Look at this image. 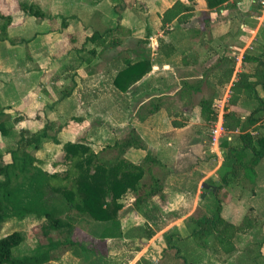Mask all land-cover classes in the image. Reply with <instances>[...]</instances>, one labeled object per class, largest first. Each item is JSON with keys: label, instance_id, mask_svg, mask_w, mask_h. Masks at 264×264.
<instances>
[{"label": "crops", "instance_id": "0c3cea01", "mask_svg": "<svg viewBox=\"0 0 264 264\" xmlns=\"http://www.w3.org/2000/svg\"><path fill=\"white\" fill-rule=\"evenodd\" d=\"M53 1L58 3L64 0ZM82 1L84 2V0L77 2ZM125 3L127 8L122 12L120 20H118L112 4L108 6L105 15L102 11L104 17L108 15L111 22L104 29H95L92 25L83 26L82 24L74 29L70 19H77V23H80L81 20L78 16H70V13L65 14L66 17L61 16L60 9L62 8H59L60 12L54 13V15L52 13L54 18L60 16L66 18L68 28L62 29V22L57 19V22H60H58L54 32L50 26L49 29L45 28L41 32L49 33L46 36L52 42L47 48L50 50V55H46L50 57L49 70L44 67L45 59H38L33 53V43L39 38L45 37L43 34L38 35L35 40L38 39L34 42H31V39H25L29 41L28 43L21 42L24 39L21 37H18L19 43L13 45L9 41H0V108L7 110L2 102L3 96L13 98V104H21L20 100L23 98L21 89H24L25 85L31 84L27 83L28 80L37 83L49 81L50 89L47 87L46 91H41V96L51 102V108L54 106L52 113L55 112L54 114H56L55 120L57 121L59 115L70 106L80 109L85 115L83 122L88 124V129H92V134L89 133V137L91 134L92 138H87L92 143L91 146L93 144L94 146L101 144H105V147L112 146L117 141L124 140L134 131L136 132L143 143V148H130L124 154V158L133 164L140 165L146 156L151 154L160 162L158 165L151 164L150 167L152 169L151 174L158 178L162 185V192L154 196L143 207L144 211L147 212L155 207L157 215L152 216L149 220L145 218L144 214L140 215L144 225L146 223L153 227L157 225L161 226V229L156 232L151 240L144 237L146 243L144 250L137 251L134 258L130 260V264H186L185 261L189 264H204L206 263L205 259L208 262L211 260L213 263L216 261L217 264H264V243L259 244L260 249L256 251V263L252 260V254L245 255L250 253L248 247L254 243V236L251 234L253 231L245 235L243 241L237 239V252L226 255L213 248L204 250L199 247L191 238V232L188 228L190 220L196 217L195 213L205 203L202 198V190L204 187L207 189L208 186L206 187L204 179L210 178L205 177L207 176L206 170L214 168V158L219 161L216 168L223 166L224 161L220 144L217 146L212 143L213 130L210 129L209 134L205 135L206 127L214 126V124L211 125L206 122L202 116L199 104L204 98L197 105L191 104L193 97L201 92L204 82L212 75L209 74L212 69L209 71L207 69V71L200 73L196 82L193 81V71L202 67L205 62V54L209 56L207 52L203 55L200 52L202 48L207 47V44L204 46L202 42H197L198 31H191L186 26L190 19L197 17V11L194 10L191 17L181 23L175 20L167 24V32L160 34L162 38L160 40H163V44L159 43L158 37L151 36V32H147L150 34L151 42L130 48L126 47L127 43L135 38L137 31L136 25L132 24V12L127 6L126 0ZM174 3L163 8L162 14ZM81 5L83 6L81 9L83 14L87 13L89 17L96 18L98 15L96 7L83 5V3ZM195 14L196 16H194ZM147 15L150 19H156L159 16V11L150 9ZM207 16H210L211 20L210 13ZM208 19L206 17V20ZM84 27L89 29L91 35L93 32L105 34L113 30L115 31L114 36L121 39L122 43L115 48H101L91 42L85 45L82 50H75L73 49L74 45L78 46L82 43L79 46L82 47L85 38L91 36L87 34L81 43L79 42L80 39L77 41L80 38L78 35L82 34ZM64 33L67 42L63 41L62 35ZM70 34H77L74 45L69 40ZM9 37L12 38L10 33ZM60 41H63V47L59 46ZM153 42L157 43L154 47ZM36 44L41 46L45 43ZM93 49H96L95 54L90 53ZM89 55H91V59L87 58ZM145 56L149 57L152 63V70L149 74L138 82H130L131 84H128L129 81L126 78L122 83L124 85L127 82L126 91H120L113 85V80L119 70L112 65L113 60L121 58L119 61L121 64L123 60H139ZM11 81L15 82L12 86L9 85ZM41 88L44 89V86L41 85ZM154 109L155 112H152L151 110ZM22 121L24 120H20L19 123ZM66 123L67 121L62 124ZM59 127L61 126L58 125L57 128ZM205 136L209 138L210 148L205 146ZM214 146H217L216 149ZM161 164L162 167L159 166ZM259 165L256 168L259 186L257 188L260 191L257 196L258 200L264 194V183ZM151 174L147 173L145 176V181L148 183H151ZM234 182L230 184L232 188L241 186L239 185L241 182L237 185ZM245 189L244 187L242 191L235 190L237 193L234 191L235 194H232L230 203L226 209L224 208L225 210L223 209L224 212L222 211V217L235 226L242 224L248 215L246 214L248 209L264 208L261 207L262 201L252 202L251 198H247L248 189ZM241 193L243 198L240 197ZM132 207L135 209L134 203ZM238 208L244 210L242 216L235 213ZM168 213L173 216L170 220H167L170 216L166 217L165 215ZM258 214L260 216V219H257L258 222L264 221L260 210ZM119 220L121 222V219ZM121 225L122 232L126 235L117 239H105V241L122 243L139 240V238L124 231L125 225L122 222ZM166 235H172L173 248L171 249L168 248ZM178 237L182 240L179 241ZM178 249L180 253H178ZM157 250L160 252L159 255H157ZM207 251L209 254H206ZM204 252L206 253L204 254Z\"/></svg>", "mask_w": 264, "mask_h": 264}, {"label": "trees", "instance_id": "16d2710c", "mask_svg": "<svg viewBox=\"0 0 264 264\" xmlns=\"http://www.w3.org/2000/svg\"><path fill=\"white\" fill-rule=\"evenodd\" d=\"M113 9L121 19L122 12L126 10L124 0H109ZM209 8L214 5L222 4L227 0H205ZM198 0H177L174 5L161 15L162 28L167 24L177 20L190 18L191 13ZM257 6H261L262 0H253ZM19 9L28 16L35 18L38 22L48 21L50 24L55 22L51 16L43 9L40 4L20 2ZM0 41H11L9 29L12 26V17L0 10ZM209 20V19H208ZM62 29L68 28L67 19L62 20ZM120 26V25H118ZM53 30V28L51 29ZM115 31L111 30L105 34L93 32L91 36L85 38L82 47L74 45L77 35L70 34L69 40L74 45L73 49L82 50L88 43H94L101 48H115L121 45V39H117ZM147 38L150 37L148 33ZM79 41V40H78ZM21 42L28 43L23 39ZM147 39L142 43H147ZM163 40H160V44ZM80 48V49H79ZM95 54L96 49L90 51ZM91 59V55L87 56ZM113 60V66L119 68L113 85L120 91L127 90V82L122 83L128 78L130 82H138L152 70L150 58L143 57L139 60ZM244 71L233 83L234 95L230 98V107L224 115V128L229 132L240 131L236 136V144L233 136L232 141L220 143V149L225 154L223 169L229 171L222 177L223 185L212 190L216 197L220 196L223 186L233 181L243 182L244 179H251L256 174V168L264 160V49L261 55L255 56L245 54L243 58ZM250 68L249 72L247 69ZM235 71V63L224 74L219 75L222 84L230 83ZM131 77V78H129ZM261 89L262 93L259 92ZM241 92L252 93L258 102V107L252 111L248 117H243L235 107L239 102ZM202 116L208 123L215 124L218 115L213 108V100L203 99L200 102ZM156 106V105H155ZM155 112L154 110H151ZM24 117L12 118L4 108H0V134L6 138L12 135L14 129ZM78 122L80 120H77ZM259 125L260 134L252 135L250 128ZM51 124L46 127L43 137L50 139L47 144H53L54 148H61L65 152L66 171L63 176L49 174L44 168L46 161L36 158L29 152V148L36 151L41 150L40 135H30L25 137L26 131H22L18 141V147L10 151L11 162H6L4 155L0 153V231L1 225L8 219L24 220L29 217L43 218L45 224L35 227L34 235L37 240V247L34 253L22 259H16L14 251L24 242V237L19 231L0 238V264H46L58 259L55 252L60 248H73L77 244L71 238L74 230V223L71 217L63 218L72 212H76L81 217L92 219L93 221L105 223L108 226L103 230L101 237L105 239L122 238V225L119 220V211L123 208L122 197L128 192L136 196L134 206L142 212L146 219H151L156 214V208L144 211L143 207L154 196L162 192V185L158 178L152 175L151 164L158 165L160 162L151 154H148L140 165L133 164L124 158V154L130 148H143V143L137 134L132 133V142L127 143L117 141L112 146L105 148L120 149L121 152L117 159L106 164L100 159L92 146L81 139L75 143L65 140L60 135L50 136ZM60 127L56 133L60 131ZM134 136V137H133ZM137 142L138 145H134ZM65 161L63 163H65ZM162 167L163 165H159ZM150 173L151 183L145 181V176ZM222 203L216 208V215L203 213L190 220L188 228L191 238L196 244L208 250L213 248L223 254L230 255L238 251L237 237L239 234H249L258 228V220L247 215L240 226H235L222 217ZM161 226L153 227L146 223L143 233L147 240H151ZM52 232H58L63 240H54ZM212 238V244L207 240ZM178 240L182 239L178 237ZM168 248H173L172 235H166ZM261 244V243H260ZM263 244V243H262ZM178 253L180 250L178 249ZM186 264L187 261H185Z\"/></svg>", "mask_w": 264, "mask_h": 264}, {"label": "rangeland", "instance_id": "374dc122", "mask_svg": "<svg viewBox=\"0 0 264 264\" xmlns=\"http://www.w3.org/2000/svg\"><path fill=\"white\" fill-rule=\"evenodd\" d=\"M22 1L40 4L43 9L51 16V18L55 19V22L53 24H50L48 21L38 22L35 18L28 16L26 13L19 9V3ZM66 1L67 0L54 3L53 0H0V10L5 14L11 15L13 22L16 21V26H14L15 23L12 22V26L10 28L11 30H9L10 36H12L11 41L9 40V43L12 45L15 43H19L18 37L28 40L31 39V42H34L38 39L37 38L35 40L38 35L43 34L45 37L39 38V40L33 43V53H35L38 59H45L44 67L48 70L50 67V57H47L46 55H50V50L47 48H49L52 42L51 39L46 36L49 33L45 34L41 32H43L45 28L49 29V26L50 29L53 28L52 32H54V29H56L59 24L58 22H60H57V19L62 20L67 16L65 15L67 13H70V16H78L80 18L79 20H81L80 23H77V19H70L72 21V27L74 29H76L81 24L83 26L92 25L95 29H104L111 24L109 16L106 15L104 17V15L107 13L108 6L111 4L109 0H84V2L82 1L80 3L77 2L79 0H77L76 2H74L75 0H69L67 2ZM126 2L127 6H129V9L132 12L133 23H131L133 25H136L137 31L135 38L129 40L126 47H139L142 45V41H145L146 39L148 42H151L150 37H146L147 32H151V36L158 37L160 43V39H162L160 34L167 32V27L165 29L162 28V10L163 8L176 2V0H126ZM81 3H83V5L85 4L94 8L96 7L98 10V15L96 16V18L89 17L87 13L83 14V12L81 11V9L83 8ZM59 8H62L60 9V11L62 12L60 15L64 17L60 16L58 18H54V16H52V13L54 15V13L60 12ZM150 9L159 11V16L156 19H150L149 15H147L148 10ZM194 9L195 11H197L198 15L197 17H195V19H190L186 26L189 27L191 31H198V35H196L197 42H202L204 46L207 44V47H205V49L202 48L200 52H202V55L203 53L207 52L209 56L205 54V62L203 63L202 67H198L193 71V81L196 82L200 77V73L207 71V69L208 71L209 69H212V71L209 73L212 75L209 76V79L206 82H204L201 88V92L198 93L196 97H193L191 104L197 105L203 98L213 100V108L215 109L219 120H221V118H223V116L227 113L228 107H230V98H232L234 95V91L232 89L233 83L237 81L239 77L238 75L244 71V55L251 54L259 56L263 52L264 7L262 6V4L261 6H257L253 2V0H227L222 4L214 5L213 8H209L205 0H198ZM102 11L104 12V15L102 14ZM209 13L212 17L211 20L210 16H207ZM134 16H136L135 18L137 19H135ZM194 16H196V14ZM206 17H208L209 20H206ZM207 21L210 22L208 23ZM1 24L2 22L0 20V26ZM87 34L91 35V32L88 28L84 27V29H82V34L80 36L78 35V37H80L78 38V40L80 39V43L84 40L83 37ZM62 36L64 37L66 36V34L64 33ZM65 38L66 37H64L63 41L67 42V39ZM40 39H43V41H40ZM63 41H60L58 43L60 47H63ZM40 42H44L45 44H42L41 46L39 44H36ZM152 44L154 47V45L157 43L153 42ZM233 62L235 63V71L232 79L230 83L223 85V80L219 78V75L224 74V72L230 69L233 66ZM247 70L249 72L251 71L250 68H248ZM27 83L31 84L25 85L24 89H21V92L23 93L22 97L24 98L20 100L22 102L21 104H13V98L11 99L10 97L3 96L2 102L7 108V113H9L13 118H20V116H23L24 121L20 122L16 126L11 136L4 138L0 134V153L4 155L6 162H11L10 151L18 147V141L21 136L24 135H22V131H26L27 134H25V137L27 138L30 137L31 134L40 135L43 138V141H41V150L36 151L32 148H29V152H31V154L36 158H41L46 161L44 168L49 174L63 176L67 169L65 165L66 161L64 160L65 152L61 148V146H59L58 148H54L53 144H47L50 139L43 137V132L46 131V127L49 124L52 125L50 130H48L50 136H53V134L55 133L56 135H60V137H63L65 140H69L71 143H75L76 141L83 139L88 145L92 144L87 140V138H92V129H88V124L83 122V119L85 117L84 113L80 109L78 110L77 108L72 106L68 107L65 112L59 115L57 121L55 120L56 114H54L55 112L52 113L54 106L53 108H51V102L41 96V91H46L47 87H49L50 89L51 86L49 85V81L38 82V84L36 81L28 80ZM13 84H15V82L13 81L9 83V85L11 86ZM41 85L44 86V89L41 88ZM259 92L263 94L261 89H259ZM257 107L258 102L254 98V94H248L245 92H241L239 94V102L235 109L239 113H241L243 117H248L249 114ZM77 120L80 121L78 122ZM66 121V124H62ZM217 124L218 122L215 123L214 126L212 125L206 127L205 135L209 134L210 129L214 130L212 128H215V125ZM58 125L61 126V129L58 133H56V130L59 129L57 128ZM255 127H259V125L251 127L250 132L252 133V135L258 136L260 132L258 128ZM94 128L97 129L96 126H94ZM89 133H91L90 137ZM134 133L136 134L135 131ZM239 134L240 132L237 134H232V140L233 136H235V144L236 136ZM132 139V135L129 134L124 140H122V142L133 143ZM226 140L228 141V139L223 138L220 143ZM205 141V146L210 148L209 138L207 136H205ZM134 143V145H138L137 142ZM105 146V144H101L99 146H94L93 144L92 148L95 152H97L100 159H103L106 164H109L111 161L117 159L121 150L113 148H103ZM214 147L216 149L217 146ZM225 159L226 157L224 154L223 164L225 163ZM64 161L65 163H63ZM217 162H219L217 158H214V168H211L212 171L209 169L206 170L207 176L205 177L210 178L204 179L206 182V187L208 186L207 189L204 187L202 190V198L203 200H205V203L202 208L198 209L195 213L196 217L203 213L216 215V208L218 207L220 202L223 204V209H226L227 205L232 199V194L234 193V191L237 189V191H242L244 190V187L248 189L247 198H251L252 202L262 201L263 203L261 204V207H264V194H262L261 199L258 200L257 198L258 194L260 193L257 188L259 187L257 184V172L253 179L251 178L242 180L243 182L239 184L241 185L239 188H232V186H230L232 182L228 185L223 186V190L220 192V196L216 197L212 190L223 185L222 177L229 171V169L227 168L223 169L222 166L216 168ZM259 166L263 179L262 182L264 183V160L261 161V164ZM234 183H236L235 185H237L239 181H235ZM261 188H263L262 185ZM240 197L243 198L242 193ZM134 199V193L128 192L127 194H125L121 200L123 208L119 211L118 215L119 219H121V222L125 225L124 231H126L127 234H132L135 237L139 238L138 241L122 243L115 241L107 242L101 237L103 230L108 226L107 224L96 222L89 218L81 217L76 212H72L67 215H63L62 217L72 218L74 223V230L70 236L73 241L76 242L77 246L68 249L60 248L54 254L58 259L46 264H130V260L134 258L136 252L140 251L141 249L144 250L146 246L143 233L144 221L140 215H143V213L136 211L132 207ZM259 210L262 217L264 218V208L258 209L254 207L248 209L246 214L255 219H260V216L258 214ZM235 213H238L237 215L242 216L244 210L238 208ZM165 215L166 217L170 216L169 218H167V220H170L173 217L170 213ZM45 223L46 222L43 218L40 219L36 217H29L22 221L17 219H8L1 225L0 238L13 233L14 231H19L24 237V242L14 251V256L16 259H22L34 253L37 247V240L34 235V229L36 226ZM251 234L254 236V243H251L249 245L248 248H250V253H246L245 255L248 256L252 254V260L256 263V251L260 249L259 244L264 243L263 220L261 222H258V228L254 229ZM245 235L246 234H239L237 239L243 241ZM51 236L54 240H63V237L65 235H62L58 232H52ZM212 241V238H209L207 240L209 245L212 244ZM209 251H207V253L204 252V254H209ZM159 253V250H157V255H159ZM205 260L206 263L204 264H217L216 261L213 263L211 260L209 262L207 261V259Z\"/></svg>", "mask_w": 264, "mask_h": 264}, {"label": "built area", "instance_id": "2783aa9c", "mask_svg": "<svg viewBox=\"0 0 264 264\" xmlns=\"http://www.w3.org/2000/svg\"><path fill=\"white\" fill-rule=\"evenodd\" d=\"M262 6L264 7V0H262ZM218 124L217 125H215V128H214V130H213V143H214V145H217V146H219V144H220V142H221V140L223 139V138H226V139H228V141H232V134H234V133H239L240 131L239 130H237V131H235V132H229V131H227L225 128H224V116H223V118H221V120H219V118H218ZM253 134H255V133H253Z\"/></svg>", "mask_w": 264, "mask_h": 264}]
</instances>
